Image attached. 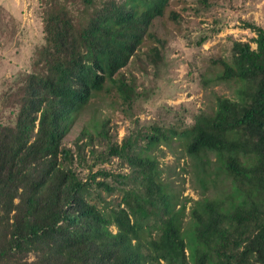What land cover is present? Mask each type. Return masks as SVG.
Instances as JSON below:
<instances>
[{
    "label": "trees",
    "instance_id": "trees-1",
    "mask_svg": "<svg viewBox=\"0 0 264 264\" xmlns=\"http://www.w3.org/2000/svg\"><path fill=\"white\" fill-rule=\"evenodd\" d=\"M141 1L146 7L138 12L124 0H43L44 42L31 69L2 95L12 116L0 122V264H189L181 211L169 209L158 170L137 149L158 135L137 131L107 143L101 160L124 159L133 172L122 177L134 182L108 210L88 196L93 182L114 190L96 181L111 172L83 179L72 165L93 135L76 139L77 152L63 142L73 111L107 80L125 111L138 98L137 77L122 69L166 0ZM248 26L257 47L235 40L232 59H218L221 79L242 82L239 99L219 96L214 110L196 115L186 144L197 155L220 152L243 195L230 210L218 199L191 210L200 245L195 264H264V28Z\"/></svg>",
    "mask_w": 264,
    "mask_h": 264
},
{
    "label": "rangeland",
    "instance_id": "rangeland-1",
    "mask_svg": "<svg viewBox=\"0 0 264 264\" xmlns=\"http://www.w3.org/2000/svg\"><path fill=\"white\" fill-rule=\"evenodd\" d=\"M124 1L138 12L146 7L141 0ZM43 10V0H0V122L12 116L11 108L3 105V93L20 73L31 69L44 42ZM248 23L264 28V0H166L164 13L153 21L140 48L122 69L137 77L140 94L131 110L125 111L118 91L107 80L103 90L73 111L63 140L77 152L76 139L83 136L82 143L93 135L94 144L85 145L84 157L75 158L72 165L83 179L99 169L111 172L98 175L96 181L106 179L114 190L93 182L88 196L108 210L121 203L123 189L134 182L122 177L133 172L124 159L101 160L107 143H121L137 131L158 135L153 142L140 140L137 149L158 170L169 195V209L181 211L189 264H195L200 248L191 210L201 209L212 199L221 200L230 210L243 198L219 159L220 152L208 148L197 155L189 153L186 144L193 136L196 115L214 110L219 96L239 99L242 82L221 79L218 59H232L235 40L257 47V33ZM151 47V52L157 47L159 53L150 61L147 51ZM102 128L106 134H101ZM111 229L117 228L111 225ZM149 236L147 230L141 232L142 238L148 240Z\"/></svg>",
    "mask_w": 264,
    "mask_h": 264
}]
</instances>
